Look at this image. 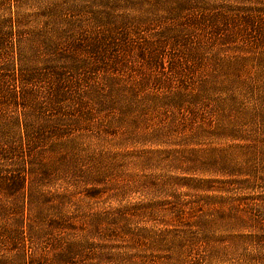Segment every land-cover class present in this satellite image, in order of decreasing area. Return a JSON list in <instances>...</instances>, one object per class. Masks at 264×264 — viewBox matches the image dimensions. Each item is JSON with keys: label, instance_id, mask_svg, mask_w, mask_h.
Here are the masks:
<instances>
[{"label": "rangeland", "instance_id": "1", "mask_svg": "<svg viewBox=\"0 0 264 264\" xmlns=\"http://www.w3.org/2000/svg\"><path fill=\"white\" fill-rule=\"evenodd\" d=\"M193 1H195L193 6L181 9L179 0H0V264H24V259L29 261L31 256L39 257L38 253L41 254L49 246L52 247L59 241L60 234V231L56 232L54 220L64 218L67 221V229L62 231L64 233L61 234V238L68 237L71 233H76L77 235L73 236L81 238L91 227L89 218L104 214L117 216L116 211L122 208L129 214L134 233L141 229H147L150 234L174 230L176 236L177 233L183 234L191 230L202 236L203 231L200 227L191 228L190 225L197 222V218L214 222L210 242L205 243L206 245L202 243L203 248L200 247L201 243L198 244L192 254L184 257L175 256V259L178 258L175 264H190L193 260L194 264H264V186L260 182L253 183V187L241 185L243 178H235V182L238 180L237 184L223 186L221 183L235 179L197 173L192 175L182 171L190 165L188 163L193 159L191 155H195L196 151L198 154L202 152L206 154L216 150L223 158L226 157L229 161L231 159V165L243 164L242 150L237 145L239 142L228 138L208 140L201 136L194 143L197 146H186L187 143L183 140L186 135L180 131V134L169 139L171 146L163 145L164 148H157L167 151L180 150L185 153L178 157L179 162L175 166L143 170L140 166L130 165L125 169L121 168L117 172V177L113 176L116 172L110 173L112 176L100 184L87 183L89 181L85 175L81 173L76 175L71 168L68 170L59 166L58 152H50L52 142L57 143L53 138L62 145L65 142L60 139V133L69 132V129L65 131V125L62 127L58 123L63 118L60 113L68 116L73 114L76 108L74 106L79 100L92 107L108 101L107 94H95L89 98L83 95L94 87L103 90V81L102 78L99 81V77L105 78L106 74L93 76L94 80L90 78L92 81H87L83 75L67 76L66 84H62V81H52L53 71L61 74V70L65 68V63L60 64L64 59L59 63V54L60 51L64 54V48L67 54V43L85 41L90 44L92 40L105 41L104 49L110 47L111 53L116 52L117 56H121L118 63L123 62L121 70L124 73L119 76L124 82L129 83L127 86L137 87L141 77L140 68H146L142 59L143 54H154L157 50L168 58L175 56L176 61L184 54L192 53L180 52L175 49L177 46L175 48L172 46L174 32L179 31L181 26L203 16L210 18L217 16L228 20L254 17L257 10L264 8V0ZM195 6L200 9L198 13L189 10ZM52 8L57 10L53 12ZM178 9L175 14V10ZM256 17L258 19V16ZM259 18L264 20V16ZM185 28L188 30L187 25ZM66 31H69V35L61 38ZM188 32L190 33L189 30ZM241 39L239 45L229 46L231 48L240 46L242 51H245L246 47L242 46L244 38ZM165 41L168 44L161 52L163 47L158 49L159 43L164 44ZM219 49L213 52H218ZM226 50L227 52L221 54L222 58L245 56L240 50L239 53H234L228 48ZM31 69L46 74L45 80L32 85L21 84V70L30 73ZM205 70L199 71L198 76L208 75L207 68ZM248 74L258 75L253 68L248 69ZM260 79L263 77H259V84L263 85L264 80ZM58 88H62L65 94L67 89L69 91L66 94L67 100L54 107L52 94ZM25 94L27 96H24ZM27 97L34 100L35 110L40 111L39 113L19 106L21 99ZM79 108L80 106L77 109ZM40 116L45 122L40 123ZM201 126H203L201 123L193 124L187 135L191 136L194 128L198 131ZM32 127L43 130V142L32 154H37L45 169L53 168L50 177L45 176V171L39 166L32 168L30 164L32 159L29 157L28 142L25 138L28 135L29 137L36 135L35 131L29 129ZM80 144L82 147L85 146V140H81ZM7 152H12V156L4 157ZM92 152L96 154L100 152L95 140H91L89 149L85 154L82 152L81 156H92ZM35 163L40 165L39 161ZM83 166L84 164L80 167L85 169ZM174 176L212 179L219 182L213 186L225 187L229 193H208L210 198L206 203L187 196L192 193H188L186 187L179 188L177 194L182 195V204L186 209L182 212L173 211L178 207L177 200L174 201L173 197L164 192H154L151 184ZM142 184H146L144 185L146 193L140 188ZM122 185L129 186L127 195H122ZM131 189H134V192L131 193ZM91 192L97 195L93 199H88L86 195ZM173 195L175 196V193ZM240 203L243 205L236 213L232 209L237 208ZM60 204L62 207L58 206ZM190 204L199 207L192 210L189 209ZM247 204L251 208L254 206L251 213L241 212L240 210ZM147 205H155L157 210L146 211ZM57 208L60 211H56ZM132 209L142 211L141 218H135L133 222L132 216L137 213ZM164 224H171L172 227ZM115 239L113 244L119 247L130 245V239H127L128 243L119 238L116 239L119 241L115 242ZM157 249L152 247L148 250L146 246L140 249L141 252L138 254L147 264H155L157 259H154V256L157 255ZM165 255L167 257L169 254Z\"/></svg>", "mask_w": 264, "mask_h": 264}, {"label": "trees", "instance_id": "2", "mask_svg": "<svg viewBox=\"0 0 264 264\" xmlns=\"http://www.w3.org/2000/svg\"><path fill=\"white\" fill-rule=\"evenodd\" d=\"M179 1L181 9L195 4L193 0ZM56 10L52 8L53 12ZM189 10L197 13L200 11L196 6ZM178 11L179 9L175 10V14ZM254 15V17L235 20L217 16L197 17L190 24L181 26V31L173 30L175 34L172 38L173 48L177 46L178 48L175 49L180 52L192 53H186L176 61L175 56L169 55L171 57L168 58L157 50L154 54H143L142 59L146 68H140L141 77L137 87L127 86L129 83L124 82L119 76L124 73L121 70L123 62L118 63L121 56H117L116 52L111 53L110 47L104 49L105 41L92 40L90 44L85 41L67 43V54L66 48L63 49L64 54L61 51L59 54V63L64 59L60 64L65 63V68L61 70V74L54 70L51 76L52 81H62V84H66L67 76L79 77L80 75H83L82 77L87 81H92L93 76L106 74L105 78L99 77V81L101 78L103 81V90L94 87L87 93L88 96L83 95L89 98L95 94H107L108 101L92 107L79 100L74 106L76 108L73 114L68 116L60 113L63 118L58 123L62 127L65 125V131L69 129V132L60 133V139L64 140V144H58L55 138L53 139L57 143L51 144L50 152H58V165L68 170L71 168L76 175L80 173L85 175L89 181L87 183L99 184L101 181L104 183L107 177L110 178L112 176L110 173L116 172L113 176L117 177V172L121 168L125 169L130 165L140 166L143 170L170 168L175 166L179 162L178 157L185 153L180 150L167 151L157 148L170 145L169 139L182 131V134L186 135L183 137L184 143H187L186 146L196 145L194 143L201 136H205L208 140L228 138L237 141L239 142L237 145L242 150L243 161V164L231 165V159L229 161L226 157L223 158L216 150L198 154L195 149V155H191L193 159L188 163L190 165L182 170L184 173L243 178L241 185L253 187V183L260 182L264 186V82L263 85L259 84L260 76L263 77L260 81L264 80V20L259 18L264 16V8L257 10ZM186 25L190 33L185 28ZM68 35L69 31H66L61 38L64 39ZM200 37L203 39L201 40ZM196 38L197 40H194ZM241 38H244L242 46L246 47L245 51H242L240 46L235 48L229 46L239 45ZM167 44L166 41L164 44L159 43L158 49L163 47L162 52ZM218 48H220L219 51L214 53L213 51ZM226 48L234 53H239L240 50L245 56L222 58L221 54L227 52ZM206 56L211 58L208 59ZM205 68L209 74L198 76L199 71H206ZM250 68H253L258 75L248 76ZM35 70L31 69L30 73L21 70V84L32 85L44 81L46 74ZM66 94L62 92V88L55 90L52 94V105L56 107L65 102ZM21 100L19 103L21 108L40 112L35 110L32 98L27 97ZM79 106L80 108L77 109ZM39 121L45 122L41 116ZM196 123H201L203 126L198 128V131L194 128L191 136L187 135ZM29 129L36 133L35 136L28 135L25 138L28 142L27 151L32 159L30 164L32 168L39 166L45 171V176L50 177V171L52 172L53 168L45 169V165L40 163V159L38 160L37 154H32L43 142V130L37 127ZM54 131L57 132V129ZM81 140H85L86 145L83 147L80 144ZM91 140L96 141L100 152L97 154L92 152V156H81L82 152L85 154L89 149ZM10 155L12 156V152H7L4 157ZM36 161H39L40 165H37ZM82 164L85 169L80 167ZM236 179L223 182L221 185L237 184ZM215 184L219 182L206 178L188 179L174 176L162 182L152 183L151 189L156 193L164 192L169 197H173L174 201L176 199L178 207L173 211L182 212L186 206L182 204V195L177 194V189L186 187L188 193H192L187 196L207 203L210 198L208 193H229L224 189L225 187L213 186ZM144 185L146 184L140 185V188L143 193H146ZM138 188L139 186L136 189ZM128 191L129 186L124 185L121 193L127 195ZM95 192L89 193L86 197L95 198L97 195ZM132 192L134 189H131ZM242 205L240 203L232 210L237 213ZM198 207L190 204L189 209L196 210ZM253 207L247 204L240 211L251 213ZM154 210H157L155 205H147L146 211ZM56 211L60 209L57 208ZM132 211L137 213L132 216V222L135 218H141V209H132ZM116 212L117 216L104 214L89 218L91 227L81 238L73 236L77 235L76 233L61 238V234L64 233L62 231L67 229V221L64 218L54 220L56 232L60 231L59 241L41 254L38 253L39 257L34 255L36 258L31 256L29 261L24 259V264H147L138 254L146 246L148 250L152 247L158 248L157 255L154 256V259H157L155 264H175V260L178 261L175 256L184 257V255L192 254L198 244L201 243L200 247L203 248L202 243L206 245L205 243L208 244L211 240L210 233L214 222L202 221L201 218H197V222L190 226L191 228L200 227L203 231L202 236H198L191 230L183 234L177 233L175 236L174 230L150 234L147 229H141L134 233L126 209H118ZM164 225L172 227L171 224ZM114 238L124 239L125 243H128L127 239H130V245L119 247L113 244ZM116 239L115 242L119 241ZM165 253L169 255L166 257ZM190 264H194V260Z\"/></svg>", "mask_w": 264, "mask_h": 264}]
</instances>
